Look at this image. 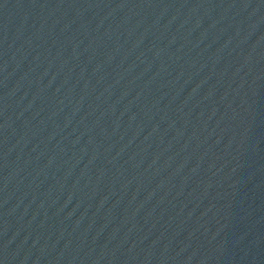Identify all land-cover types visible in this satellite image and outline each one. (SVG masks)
<instances>
[{
  "label": "water",
  "instance_id": "water-1",
  "mask_svg": "<svg viewBox=\"0 0 264 264\" xmlns=\"http://www.w3.org/2000/svg\"><path fill=\"white\" fill-rule=\"evenodd\" d=\"M0 264H264V0H0Z\"/></svg>",
  "mask_w": 264,
  "mask_h": 264
}]
</instances>
